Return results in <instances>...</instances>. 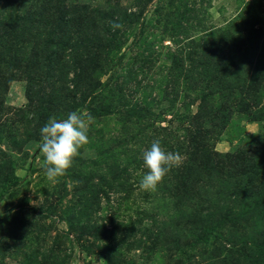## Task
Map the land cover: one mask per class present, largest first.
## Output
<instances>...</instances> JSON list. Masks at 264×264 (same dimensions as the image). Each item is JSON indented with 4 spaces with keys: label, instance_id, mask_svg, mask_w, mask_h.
I'll list each match as a JSON object with an SVG mask.
<instances>
[{
    "label": "rangeland",
    "instance_id": "1",
    "mask_svg": "<svg viewBox=\"0 0 264 264\" xmlns=\"http://www.w3.org/2000/svg\"><path fill=\"white\" fill-rule=\"evenodd\" d=\"M33 2L0 0V14L13 3ZM44 7L41 24H35L39 35L26 30L31 39L22 36L30 45L18 55L13 78L0 72V264H99L100 260L105 264H264L263 204L254 208L256 216L250 219L244 216L248 202H242L240 220L239 207L224 216L225 208L236 204L228 192H219L215 181L211 187L203 182L184 190L177 185L179 179L166 175L155 191L138 186L147 171L142 153L153 140L182 156L183 151L190 154L201 148L194 150L189 141L182 146L181 137L190 139L189 119L203 104L199 92L217 90L210 79L229 80V89L240 100L238 87L248 79L246 73L253 74L264 64V0H46ZM129 13L134 16L121 22L123 28L112 27ZM88 15V28L95 32L107 29L119 36L126 29L121 46L101 42L95 53L100 68L90 85L94 79L102 84L112 73L122 76L142 66L141 73L131 74L128 88L125 91L124 85L119 94L113 81L111 90L95 86L100 93L92 108L99 107L100 113H91L95 119L88 133L90 143L53 183L40 167V129L52 116L63 119L72 111H89L71 103L78 97L66 92L65 73L63 77L53 69L49 55L55 46L65 45L71 24ZM57 18L72 21L62 26ZM213 41H220L225 51L228 47L234 51L226 53L227 71L203 76L197 93L185 89L181 79L179 87L168 84L167 88L163 77L171 71L178 74L171 69V60H183ZM147 46H152V53L144 52ZM82 86L80 93L86 84ZM260 93L264 95V88ZM118 95L130 103L136 99L148 103L152 115L141 120L126 114L130 110L126 104L118 107L119 113L109 109L113 103H123L116 101ZM223 106L228 109L225 120L191 119L199 131L196 141L210 135V147L225 154L264 135V108L259 120L251 121L238 112V102ZM193 174L189 181L196 179ZM208 208L210 220L183 218Z\"/></svg>",
    "mask_w": 264,
    "mask_h": 264
},
{
    "label": "trees",
    "instance_id": "2",
    "mask_svg": "<svg viewBox=\"0 0 264 264\" xmlns=\"http://www.w3.org/2000/svg\"><path fill=\"white\" fill-rule=\"evenodd\" d=\"M45 3L46 0H34V2L28 6L13 3L9 5V11L7 13L4 11V13L0 14V50H4V53H0V72L2 70L3 74L13 78L14 72L16 71V64L20 62L17 59L18 55L30 45L22 36L27 35L28 38L31 39L32 35L29 32L32 30L35 32V24H41L39 19L47 12L44 7ZM126 15L124 20H117L119 25H121V22H129L130 17L134 16L131 13ZM71 21V18L69 21L65 22L57 18V22L62 26L71 24ZM80 22L81 23L76 22L71 24L73 29H68L65 45L55 46V48L50 51L49 61L58 74L62 73L64 77L65 73V78H67V82H65L66 92L68 94L77 95L78 100H72L71 103H73L74 106L79 104V109L88 110L90 113H100L99 107L98 109L92 108L95 101L99 98L100 93V91L98 93L95 92L97 88H95V86L100 87V90H111L113 81L114 90H116L118 94L122 93L124 85L125 91L128 88L127 84L129 82H127V80L130 78V75L134 74L135 76L141 73L142 66L134 68L133 71L131 69L130 73L125 72L122 76L112 73L110 74L109 80L102 83L103 85L100 84L99 81H96V79H94L95 84L93 86L90 85L89 82L92 81L93 74L100 68L96 65L97 54L95 53L99 50L101 42H106V45H113L115 42L117 45L121 46V43L125 42L124 35L126 29H124L123 33L119 36H117V32L113 34L107 29H104L103 32L101 31V33L95 32L88 28L91 23L89 15L80 20ZM25 26H28L29 29H19ZM26 30H29V32ZM34 34L39 35L38 30ZM81 44H83L82 47L80 46ZM152 50V46L151 48L147 46L144 52L148 54L152 53ZM232 52H234L233 49L229 47L226 48L225 51L220 45V41H213L210 42L209 45L204 44L202 47L195 48L192 53H187L183 57V60L182 58L174 57V61L171 60L173 65L171 69H174L176 72L178 71V74L174 76L171 71L168 76L163 77L164 82H166V87L168 84L179 87V79H181L185 89L189 92L197 93L196 89L202 86L201 84L204 80L203 76L209 77L212 73L219 74L222 70L227 71L228 65H225L227 59L226 53ZM143 53L140 54V58L144 57L142 55ZM92 54L94 55L90 56ZM45 55L46 53L43 56ZM122 55L119 57H122ZM77 56L80 57V60H78ZM65 58H67V62L63 61ZM68 75H70V80H68ZM246 75L248 79H243L242 85L238 87L240 100H237L234 96L235 91L229 89L232 83L229 80L225 81L221 78L210 79L208 81L209 83L213 82L216 86L217 90H215L214 93L199 92L202 95L203 104L198 107L197 113L192 115L189 119L191 129L186 131L190 139L186 140L185 137H181L183 141L181 145L184 146L185 142L189 141L194 146V150H196L198 146H201V148L195 153L191 152L190 154L183 151L185 160L179 167H174L167 174L174 179H179L177 185H183L184 190L188 188L189 184L196 186L203 182L207 187H211L212 181H215L218 184L219 192L222 194L228 192L227 196L232 198L233 203L236 204V207L227 206L224 216H231L230 213L241 208L237 213L240 220H242V202H248L249 208H244V210H246L244 216L249 215L248 217L250 219L256 216L255 213L257 212L258 206L260 204L264 205V135L252 139V143L245 148L238 149L233 153L220 154L215 152L208 144L211 138L210 135H203L199 141L195 140L199 131L193 121L195 119L220 117L225 120L226 115L224 111L228 109L222 107L231 100L233 104L238 102L241 106L238 112L244 114L248 120L256 121L258 119V114L261 113L260 108H264V97L262 98L264 95L260 93L264 88V64L255 68L253 74L246 73ZM3 79H6V76ZM59 82L60 80L58 83ZM136 83L137 86H139L140 82ZM83 84H86V87L84 91L80 93ZM225 91H229L231 94L229 96L225 95ZM117 97L116 101L119 102L122 99L121 102L123 103L117 106L113 103L109 109L119 113L121 109H118V107H122L126 104L125 107L130 109L126 114H133L141 120H143L145 116L152 115L146 109L148 103L137 101V99L133 103H130L131 100L125 101L123 98L124 95H118ZM203 107H205V109H203ZM207 108H209V112L206 111ZM48 116L49 114L47 117ZM205 133L208 134L207 132ZM191 174H193L196 179L189 181L192 176ZM231 179L235 181L231 182ZM185 183L186 185H184ZM259 186H261V193L257 191L259 190ZM237 200H239V202H237ZM254 208H256V210ZM202 210L187 213L188 216H184L183 218L186 220L192 219L199 221L210 220V209H206L203 214ZM262 216L264 218V214ZM8 219H11V217L7 218V220ZM232 219H234V217ZM258 251L261 252L262 249L259 248Z\"/></svg>",
    "mask_w": 264,
    "mask_h": 264
},
{
    "label": "clouds",
    "instance_id": "3",
    "mask_svg": "<svg viewBox=\"0 0 264 264\" xmlns=\"http://www.w3.org/2000/svg\"><path fill=\"white\" fill-rule=\"evenodd\" d=\"M113 28L121 25L113 24ZM91 113L81 110L72 111L66 118L50 117L40 129L39 151L43 157L40 167L50 182H58L72 166L73 160L80 154V149L90 143L89 129L94 122ZM179 152L166 151L159 139L151 142L142 153L143 167L147 170L140 182L142 191H155L164 177L183 162ZM99 264H105L103 260Z\"/></svg>",
    "mask_w": 264,
    "mask_h": 264
}]
</instances>
